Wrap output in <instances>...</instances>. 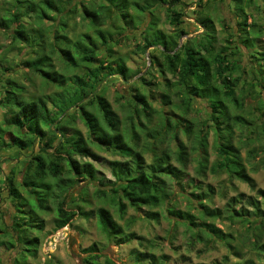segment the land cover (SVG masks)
Returning <instances> with one entry per match:
<instances>
[{
	"label": "trees",
	"instance_id": "trees-1",
	"mask_svg": "<svg viewBox=\"0 0 264 264\" xmlns=\"http://www.w3.org/2000/svg\"><path fill=\"white\" fill-rule=\"evenodd\" d=\"M212 1L197 0L186 3L185 0H124V7L127 13L131 14L133 19L131 24L135 25V28L138 27L137 23L142 20V17H149L142 33L148 37V41L146 40L147 42L142 47L143 51L151 48L149 51V69L145 73L151 72L150 69L157 67L160 73H168L175 78L174 81H166L167 86L162 94V103L169 104L174 101V98H178L181 101L183 117L182 120L174 122L171 116L166 115L162 130L149 129L148 124L143 119L150 122L159 111L155 109L151 99L146 94L136 89L137 93L134 94V98L130 97L129 100L138 119V122L135 123L134 118L130 117L135 130L134 139L136 141L130 144L126 140L123 122L119 114L103 94L105 86L97 91L98 86L107 78L113 81L117 79L122 83L130 82V72L132 71L122 57L116 58L113 53L109 38L112 35L110 28L113 26L111 23L114 24V22L107 17L106 12L100 13L104 10L103 7H106L104 3L97 8H90L85 4V0L81 1L83 4L82 18L88 21V28H94L95 31L93 34L85 32L76 38H72L67 32L69 26L67 21L73 17L72 14L75 13L76 7L69 8L71 5L66 7L62 0H2L0 32L7 30L6 33L11 38V49L18 47L20 51H23V60L21 59L19 64L25 71L24 77L29 80L30 85H33L34 79L41 76L43 83L58 88L56 94H51L48 97H45L42 89L38 91V94L28 95L26 84L8 79L4 87L5 93L0 99V108H6L4 118L0 121V146L2 148L17 147L19 150H27L33 149L37 143L41 144L40 152L32 154L28 160L22 181L19 183L27 186L28 191L26 192L32 196L37 193L36 188L40 186L45 190L41 197H36L37 202L35 199L32 200L31 208L33 210L31 212H26L21 208L28 203L27 196H24L17 186L18 183L15 181L12 170L11 175L6 176L5 179V189L12 199L19 203L17 210L21 213L14 217V223L18 233V241L22 246L19 251L22 261L18 260L20 258L17 257L15 264H30L26 259L28 255H37L40 237L28 234H30L31 228L35 227L41 230L45 225L44 218L32 213L36 212L35 208L44 211L51 210L48 201L51 193H53V183L48 181L49 177L61 179L65 170L71 174L64 179L67 186L64 190L66 194L64 200L58 205L55 229L71 224L76 215L81 214L89 217L90 214L83 210L66 208L64 202L71 193L69 187H72L77 180L95 179L96 177L97 169L93 162H98L101 156L91 144L114 151L124 158H130L125 161L111 162V169L115 178L112 184L111 200L113 204L118 205L121 217H124L128 206L135 209L146 207L144 216L150 220H159L162 214L160 208L164 206L168 214L176 218L177 224L183 223L187 230L192 231L193 240L204 242L206 245L222 241L231 252L228 255L235 254L234 250L239 248V244L234 243L233 239L228 240L226 232L218 227L214 220L222 217L230 223L240 221L243 226L247 227V233L241 239L242 245L247 246L248 242L253 240V251L264 258V209L260 200L254 196L240 192L237 196L230 198L222 208L212 207L214 189L208 186V190L204 191L193 179V190L189 196V199L193 201V206L190 205V208L198 211L199 216L191 210L176 209L175 204L167 203L171 194L167 188L165 177L170 176L177 181L182 180L186 175L191 151H198L202 156L197 166L199 175H206L208 169L213 173H225L231 182L234 180L242 181L252 191H256L258 195L264 198V189L259 188L255 178L251 176L242 148L235 144L234 139L237 126L249 130V125L253 124V119L250 120L243 113L232 114L229 106V102H231L240 111H243L245 106L239 100L235 89L242 76L233 78L236 71H242L241 75L244 73L242 62L237 57L239 52L243 54V47L252 52L250 53L253 63L251 65L253 78L250 83L251 87L264 82V52L256 49L257 47L250 36L251 28H254V31H259L254 32L255 38H258V34L264 31V22L262 25H259L258 22L248 23L252 16L244 10V5L252 6V2L255 0H232L235 1L236 7L242 5V8L238 9L240 13L237 14L240 38L234 32L231 34L238 37V45H232L231 40L224 38L228 41L227 44L223 43L218 46L220 41L218 29L211 18L206 19L205 22L194 19L195 23L201 27L202 32L194 38L186 37L189 33L185 31L182 24L185 23L186 16H193L188 15L186 7L196 4L199 7L195 10L197 12L204 2L210 6ZM219 1L224 2L225 0ZM230 1L227 0L226 3L232 10ZM259 3L256 10L264 17V0H259ZM163 9H165L170 24L175 27L171 32H166L160 27L159 11ZM32 11L35 13L33 19L28 23L23 22L21 16ZM45 21H55L49 26V30H54L52 36L43 29H35L31 26V24L43 25L42 23ZM105 22L110 23L107 30L102 28ZM246 26H248V31L245 29ZM256 27L258 29L255 30ZM128 28L125 30L127 31ZM154 28L160 30V34L162 32L163 40L159 34L155 36ZM119 29L121 30L120 27ZM39 34L42 35L41 40H37L39 41L37 44H32ZM30 35L32 36L30 37ZM183 37L186 38L181 42L180 39ZM98 41H100L99 47ZM234 41H237L236 38ZM100 48L106 50L107 57L100 60L98 66L91 68L92 61L98 57ZM157 50H160L161 53L158 54ZM56 56L63 65L65 64L64 71H59L56 68L54 61ZM2 60L3 57L0 56V65ZM80 69H86V71L71 75L66 74ZM139 73L140 71L136 72L135 76ZM145 75L142 74L137 79L144 81ZM0 81L2 82V80ZM125 96V94H120V98H125ZM198 99L207 100L210 108L209 121L211 122H207L205 125L202 122L204 125L202 128L194 120L187 117L192 109L193 101ZM48 101H51V106H49ZM92 105L97 107L101 118L98 113L90 109ZM249 114L252 117V114ZM262 115L264 117V105L258 107L256 115L253 117L257 119L258 116ZM78 119L85 124L87 135L78 128H75L71 135H67L68 129L74 126ZM210 127L213 128L215 134L214 146L218 155L211 165H209L208 157ZM136 129H141L148 140L154 139L151 145H145L153 154V159L149 163L139 149L137 140L141 134ZM180 132L192 140L193 146L188 150L185 144L180 143V149L175 151V159L180 164L177 166L171 161L172 152L167 149L160 150V145L168 140L170 133L173 135V139L179 140ZM48 149H53V158H47L44 155ZM63 161L68 166L65 170ZM60 186L61 188L65 187L64 184ZM99 191L103 195L107 194L104 189H99ZM237 205H240V208L237 209ZM97 214L102 229L116 243L120 244L131 239V237L144 238L136 233H127L109 209L100 207ZM6 242L0 240V245L2 243L9 244V247H16L15 245H17L12 239ZM87 251L88 254L83 259L85 264H101L102 255L95 251V247L89 248ZM145 253H138V259L149 257L151 264H158L154 252ZM223 259L224 262L219 264H260L253 258H244V260H236L231 263L229 256ZM107 262L111 261L105 259L104 264Z\"/></svg>",
	"mask_w": 264,
	"mask_h": 264
},
{
	"label": "rangeland",
	"instance_id": "rangeland-1",
	"mask_svg": "<svg viewBox=\"0 0 264 264\" xmlns=\"http://www.w3.org/2000/svg\"><path fill=\"white\" fill-rule=\"evenodd\" d=\"M81 1L82 0H62L64 6L69 7L71 5L69 8L76 7L75 13L72 14L73 17L67 21L69 24L67 32H69V35L72 38H76L85 32L93 34L95 31L94 28H88V21L83 20L82 18L83 4ZM191 1L195 2L197 0H185L186 3ZM1 2L2 0H0V6ZM226 2L227 0L224 2L213 0L210 6L204 2L201 9L197 12L195 10L199 9V7L196 4L186 7V12L189 13L188 15H193L192 17L186 16V21L182 24L185 31L189 33L186 37L189 36L190 38H194L201 34V27L195 23V20H204L205 22L206 19L211 18L218 29V37L220 40L218 46L223 43L227 44L228 41L224 38H228L229 41L231 40L232 42L230 43H232V45H238V37H234L231 34L234 32L239 36L240 25L237 20V14L240 13L239 10L242 8V5L236 7L235 1L231 0V10ZM103 3L106 6L103 7L104 10L100 11L98 9L97 11H100V13L106 12L107 17L115 24L114 26V24L111 23V26H113L110 28L112 35L109 38L113 53L116 58L119 56L122 57L126 65L132 71L130 72V82L122 83L117 81V79L113 81L112 79L109 80V78H107L98 86L97 91L105 86L103 94L109 99L115 111L119 114L123 122V131L126 135V140L130 144H133L136 142L134 139L135 130L130 117L132 116L134 118L135 123L138 122V119L129 100L130 97L134 98V94L137 93V90L146 94V96L151 99L155 109L159 111V113L152 117L150 122L142 118L143 121L148 124L149 129H156L158 131L162 130L166 115L171 116L174 122L182 120L181 101L178 98H174L172 103H162V94L167 86L165 84L166 81L175 80L171 74H162L157 67H153L150 69L151 72L149 71L145 73L149 69V51L151 48L143 51L142 47L148 41V37L144 36L142 33L148 23L149 17H142V20L137 23L138 27L135 28V25L133 26V24H131L133 23L131 14L127 13L126 8L124 7V0H85V4L90 8H97ZM252 3V6L248 4L244 5V10L252 16L248 23L258 22L259 25H262L264 17L256 10V7L260 4L259 0H255ZM164 10L165 9L159 11L160 27L166 32H171L175 27L170 24ZM1 12L3 13V11ZM34 16L35 13L32 11L29 12V14L22 15L21 18L23 22L28 23ZM54 22L55 21H45L42 23L43 25L31 24V26L35 29H43L47 31L48 35L52 36L54 30H49V26ZM224 23L225 26H223ZM27 26H29V24H27ZM109 26L110 23L105 22L102 28L107 30ZM127 28L128 30L126 31L125 29ZM245 29L248 31V26H246ZM256 29H258V27H256L255 30ZM251 30V40L257 47L256 49L260 52H264V31L258 34V38H255L254 32L257 33L259 31H254V28H251ZM2 31L3 32H0V50H4L0 51V56L3 57V62L0 65V80H2V82L0 81V99L5 93L4 87L6 86L5 84L8 79L26 84L28 95L34 93L38 94L40 89L44 92L45 97H48L51 94H56L58 88L51 84L46 85L43 83V78L41 76H37L34 79L33 85H30L29 80L24 77V69L19 64L22 59L23 51H20L18 47H15L16 49H11L12 45L10 41L11 38L8 36L9 34L6 33L7 30ZM154 31L156 33L155 36L159 34V37L163 40L162 32L160 34V30L157 28H154ZM31 36L32 35H30V37ZM186 37H183V40ZM41 38L42 35H37L32 44H37L39 42L37 40H41ZM235 38L237 41H234ZM99 46L100 41H98V47ZM98 51V57L93 59L91 68L98 66L100 60L107 57L104 48H100ZM242 51L243 54H240L239 52L237 57L242 62L244 73L241 75L242 71H236L233 78L242 76L239 83L235 86V89L239 100L243 102L245 106L243 111H240V109L231 102H229V106L232 114L243 113L250 120L253 119V124L249 125V130L237 126L234 139L235 144L242 148V153L251 176L255 178L258 187L264 189V117L263 115L258 116L257 119L253 117L256 115L258 107L264 105V82L255 87H251L250 83L253 81L251 65H253V63L250 53L252 52L251 50L247 51L244 47ZM156 52L158 54L161 53L160 50H157ZM5 59L6 61H4ZM54 61L56 63V68L59 71L65 70V64L63 65L57 56L54 58ZM85 71L86 69H80L66 74L71 75L73 73L77 74ZM139 71L140 73L135 76V73ZM142 74H146L144 81L137 79V77ZM134 80H136V82L131 85ZM151 91H153L152 94ZM120 94H125V98H120ZM48 102L49 106H51V101ZM192 104V109L187 116L188 118L194 120L200 128H202L207 122H211L209 121L210 108L207 100L198 99L193 101ZM90 109L99 114L95 105H92ZM5 110L6 108H0V121L4 118ZM249 113L252 114V117ZM99 116L101 118L100 114ZM202 122H204V125ZM75 128L80 129L83 134L87 135V128L80 119L75 122L74 126L68 129L67 135H71L75 131ZM196 129H198V126H196ZM209 130L208 157L209 165H211V163L217 159L218 155L214 146L215 134L213 128L210 127ZM136 131L141 134L137 140L139 149L143 152L149 163L153 159V154L145 147V145H151V142L154 139L151 138L148 140L141 129H136ZM172 137L173 135L170 133L168 140L163 145H160V150H170L172 152L171 161L174 165L178 166L180 164L175 159V151L180 149V143L182 142L185 144L188 150L192 148L193 143L183 132H180L179 140H175ZM91 146L101 156V159L98 162H93L97 169L96 177L95 179L77 180L72 187H69L71 188V193H69L68 199L64 202L66 208L79 211L83 210L90 214L89 217H87V215L82 216L81 214L76 215L71 224L60 229H55L58 205L64 200L66 194L64 190L67 186L65 185L66 182L64 179L71 176V174L65 170L68 166L63 161L65 171L61 175V179H54L53 177H49L48 179V181L53 183V193H51L48 201V204L51 205V210L44 211L35 208L36 212H32L34 215L44 218L45 225L41 230L35 227L31 228L30 234H28L30 236L37 235L40 237L37 255L33 256L29 254L26 258L28 263L85 264L83 259L88 254L87 249L92 247H95V251L102 255L100 259L101 264H104L105 259L111 261L106 264H151L148 255H146L148 258L143 259H138L137 257L138 253L146 252L145 254H149V251L156 254V261L158 264H219L224 262L223 258L226 256L230 257V263L236 260H244V258H253L260 264L264 263V258L258 256L252 249L253 240L249 241L247 246L242 245L241 239L245 237L247 227L243 226L240 221L230 223V221L224 220L222 217H218L214 220L217 226L226 232V238L228 240L233 239L234 243L239 244V248L234 250L235 254L228 255L231 254V252L222 241L212 242L209 245H206L204 242H196L193 240L191 237L192 231L189 229L187 230L183 223L177 224L175 220L176 218L173 215L168 214V211L164 206H161L160 208L162 214L159 220H150L145 217L144 214L145 210H147L146 207L135 209L128 206L124 217H121V214L118 211V205L115 203L113 204L111 200L113 194L112 184L115 180L111 169V162L125 161L130 158H124L114 151L102 149L97 145L91 144ZM40 150V143H37L33 149L30 148L27 150H19L17 147L2 148L0 146V188H2L0 189V240H4L5 243H7L6 241L12 239L17 244L15 245L16 247H9V244L6 245L5 243L0 245V264H15V258L17 257L20 258L18 260L22 261V257H20L19 254L22 246L18 241V233L14 223V217L21 213L17 210V204L19 203H16L8 193L7 189H5L6 176L11 175V173L14 172L15 181L18 183L17 186L24 196H27L28 203L21 208L26 212H31V210H33L31 208V205L33 204L32 200L35 199L36 201V197H41L45 190L40 186L36 188L38 190L37 193H34V196H32L26 192L28 191V187L19 183L22 181L23 174L28 165V160L31 158L32 154L36 152L39 153ZM44 155L47 158H53V149H48L44 152ZM201 158L202 156L198 151H191L186 175L183 179L177 181L170 176L165 177L167 180V188L171 194L167 203L169 202L170 205L175 204L176 209L181 208L183 210H191L199 216L200 214L198 211L194 208H190V205L193 206V201L189 199V196L190 192L193 190L192 186L194 179V181L196 180V183L201 186L202 190L207 191L208 186L214 189L213 201L211 203L212 207L222 208L230 198L237 196L240 192H244L247 195L254 196L256 199L260 200L262 208L264 209V198L258 195L256 191H252L246 183L239 180L231 182L225 173H213L209 169L206 171V175H199L197 173V166ZM61 184H64L65 187L61 188ZM68 189L66 190L68 191ZM99 189H104L107 194L103 195ZM74 197L75 200H73ZM100 207L109 209L113 217L123 226L127 233H136L138 236L144 238L137 239L136 237H131V239H128L125 242L120 244L116 243V241L109 237L102 229L97 214ZM236 208H240V205H237Z\"/></svg>",
	"mask_w": 264,
	"mask_h": 264
},
{
	"label": "water",
	"instance_id": "water-1",
	"mask_svg": "<svg viewBox=\"0 0 264 264\" xmlns=\"http://www.w3.org/2000/svg\"><path fill=\"white\" fill-rule=\"evenodd\" d=\"M180 40H181V42H182V41H183V38H181Z\"/></svg>",
	"mask_w": 264,
	"mask_h": 264
}]
</instances>
